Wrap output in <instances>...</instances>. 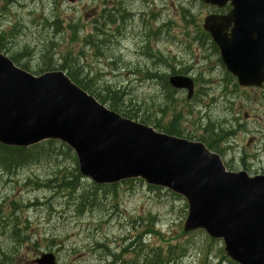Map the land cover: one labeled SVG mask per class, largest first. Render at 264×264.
Segmentation results:
<instances>
[{"label": "rangeland", "instance_id": "obj_1", "mask_svg": "<svg viewBox=\"0 0 264 264\" xmlns=\"http://www.w3.org/2000/svg\"><path fill=\"white\" fill-rule=\"evenodd\" d=\"M127 11L132 15L121 29L114 18ZM212 13L200 0H0V35L8 39L0 53L17 56L36 76L79 68L92 75L101 95L112 91L107 99L115 96L122 114L158 127L179 120L186 139L209 140L208 129L229 131L213 136L229 170L264 175V107L254 91L226 82L230 77L222 70L217 77V56L197 26ZM146 26L154 29L148 47L142 46ZM90 36L94 44H88ZM196 46L200 51L193 52ZM191 66L200 88L188 103L165 85L164 72L186 73ZM56 146L39 162L7 175L0 171V264H32L48 252L57 255V264H109L123 250L122 259L130 260L138 251L129 252V243L139 234L148 249L178 251V264H230L222 240L186 230L188 204L169 190L134 181L114 192L100 189L81 207V195L94 182L82 176L71 190L64 180L79 171L78 161Z\"/></svg>", "mask_w": 264, "mask_h": 264}, {"label": "water", "instance_id": "obj_2", "mask_svg": "<svg viewBox=\"0 0 264 264\" xmlns=\"http://www.w3.org/2000/svg\"><path fill=\"white\" fill-rule=\"evenodd\" d=\"M201 1L221 8L231 3L228 15L208 16L204 29L239 84L261 86L264 0ZM170 82L192 96L190 78L174 76ZM47 140L68 145L80 173L96 184L141 178L183 196L189 207L187 231L205 229L224 240L227 255L238 264H264V176L227 171L221 157L203 143L124 118L65 72L35 76L0 53V143L31 147ZM56 263L54 253L32 262Z\"/></svg>", "mask_w": 264, "mask_h": 264}, {"label": "trees", "instance_id": "obj_3", "mask_svg": "<svg viewBox=\"0 0 264 264\" xmlns=\"http://www.w3.org/2000/svg\"><path fill=\"white\" fill-rule=\"evenodd\" d=\"M99 32V31H98ZM98 34L101 33H96V38ZM92 37L90 36L87 39L88 44L93 43ZM8 39L5 38V35H0V51L4 49V44L6 43ZM94 44V43H93ZM96 45V44H95ZM17 65H21L20 67L23 69H27L26 66L22 65L19 63L17 56H14L11 58ZM77 72L73 71L68 72L67 75L71 78V80L78 85L80 88L83 90L87 91L90 95H93L96 97L101 103H109L110 106L109 108L112 109L115 112H119L122 114L121 110L118 108V100H116V97L113 96L112 100H108L107 96L112 92L110 89L105 90L106 95L103 96L101 95V92L97 91V87H94L93 77L90 74H86L85 76L82 75V70L77 68ZM82 76V77H81ZM120 99V98H119ZM124 117L133 119L132 116H130L128 113H123L122 114ZM141 123L148 124L146 119L144 117L141 118ZM179 120H174V123L170 127H164L157 124L153 125L156 129H159V131L164 132L168 135H173L177 137H183V132L181 131L180 126L178 125ZM176 123V124H175ZM228 135V133H223L221 136L214 135L211 133V135L207 134L209 136V140H204V142L209 146V148L213 149L216 148L215 145L220 143L219 139H214V137H221L224 138ZM57 143L61 145L62 147H65L67 150L66 152L70 153V155L73 157V161L76 164L77 159L73 154V151L65 144H62L59 141H53V140H48L45 142H42L40 144L34 145L32 147H15V146H6L0 143V171L3 174L6 173H13L16 170H19L21 168H24L25 166L39 162V160L42 157L45 156H52V149L57 148ZM6 172V173H5ZM7 175V174H6ZM79 179H83L82 175L79 173L77 167L75 169V173L71 176L70 180H64L65 184L70 186L71 190H75L76 186L79 183ZM134 181H139L145 182L142 179H131V180H126L120 183H115V184H109V185H97L95 183H91L90 189L91 192L87 193L84 192L81 195V207H83L86 203H88L90 200L95 198V194L97 193L98 190L101 189L102 191H110L114 192L117 191V186L120 184H128V183H133ZM53 181L49 180L46 184V186H51L50 184ZM150 189H156V190H166L162 187H157V186H152V185H147ZM170 193L174 194V196L179 197L183 199L180 195H177L173 192L170 191ZM153 230H151L149 233H152ZM14 237L17 236V233L14 232ZM212 240V239H211ZM129 248L132 249L129 252L132 253L133 250L138 251L137 255L130 260H123L122 257L126 253L125 250L122 251V254L120 255H115L113 254V260L109 264H178L179 263V257L175 258L176 254H178V251H174V248H171L168 252H164L161 248H153V249H148V247L144 244L143 238L141 237V234H139L132 242L129 243ZM102 247L105 248L104 245ZM137 248V249H136ZM175 250H178V248H175ZM225 259V262H229L230 264H237L230 260L227 255L223 256ZM208 259V256H206ZM218 264H221V260L218 262Z\"/></svg>", "mask_w": 264, "mask_h": 264}, {"label": "flooded vegetation", "instance_id": "obj_4", "mask_svg": "<svg viewBox=\"0 0 264 264\" xmlns=\"http://www.w3.org/2000/svg\"><path fill=\"white\" fill-rule=\"evenodd\" d=\"M230 9H231V7H230V5H228L224 9H215V12L218 13V14H226V13L229 12ZM124 13H125V15L123 17H120V18L116 17V18H114V21L116 22V25H118V26L120 25V27H121V24L123 22L122 20H125V18L127 16H131L132 15L128 11L127 12H124ZM142 16H144V15H142ZM148 21L149 20L147 19L146 22H148ZM197 26H198V34L202 38H204L206 41H208L210 43V46L212 47V49L214 51V54L217 56L218 64L215 65V72H216L217 77H218V72L222 70L223 73L226 76L228 75L230 77L229 79L226 80V82L233 81V83L235 84L234 78L228 73L226 67L224 66V64L222 62L221 55H220V52H219V49H218L217 45L213 42V40L211 39L210 35L207 32L204 31L203 26L201 24H199ZM121 29H122V27H121ZM117 31L119 32V28L117 29ZM152 32H154V29L151 28L150 26H146V28L144 30V33H145V35L148 33V36L142 38L143 39L142 40L143 41L142 46L143 45H146L148 47L147 41L151 40V37H152L151 34H152ZM229 33H230V31H229ZM194 40L197 43L200 41L199 39H196V38H194ZM201 41H202V39H201ZM146 46H145V48H146ZM196 51H200V46L199 47L196 46L193 49V52H196ZM177 71L178 70H175L171 74V71L168 69V70H166L164 72L166 74V77H165V79H166L165 80V85L168 86L169 87V90H171V91L180 92L182 94H185L186 95V102L191 103V102H193L195 100V98L197 96V92L199 91V88H200V82L197 79L196 73L193 72L194 71V68L191 66V69L188 72H186V73H182L180 71L177 72ZM148 72H151V70H149ZM175 75L189 77V78H191L193 80L194 87H195V91H194V94L190 98L188 97V91L187 90H176V89H173L172 88L169 80H170V77L171 76H175ZM156 76H158V75L157 74H153V73L150 74V77L151 78H158ZM216 81L219 82L218 79H216ZM236 83H237V81H236ZM241 89L244 90V91L245 90L246 91H254V93H256L258 95L262 107H264V84L261 87H249V88H241ZM247 93H249V92H247ZM216 130H217V128H215V131ZM262 131L264 132V126H263Z\"/></svg>", "mask_w": 264, "mask_h": 264}]
</instances>
